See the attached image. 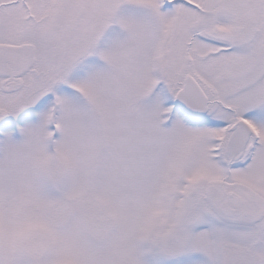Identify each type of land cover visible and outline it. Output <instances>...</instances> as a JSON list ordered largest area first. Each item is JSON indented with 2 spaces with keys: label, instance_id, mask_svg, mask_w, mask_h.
<instances>
[{
  "label": "snow or ice",
  "instance_id": "snow-or-ice-1",
  "mask_svg": "<svg viewBox=\"0 0 264 264\" xmlns=\"http://www.w3.org/2000/svg\"><path fill=\"white\" fill-rule=\"evenodd\" d=\"M0 264H264V0H0Z\"/></svg>",
  "mask_w": 264,
  "mask_h": 264
}]
</instances>
